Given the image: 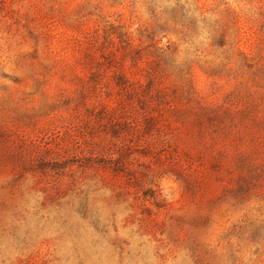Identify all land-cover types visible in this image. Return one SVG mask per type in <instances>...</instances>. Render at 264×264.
<instances>
[{"label":"rangeland","instance_id":"rangeland-1","mask_svg":"<svg viewBox=\"0 0 264 264\" xmlns=\"http://www.w3.org/2000/svg\"><path fill=\"white\" fill-rule=\"evenodd\" d=\"M0 264H264V0H0Z\"/></svg>","mask_w":264,"mask_h":264},{"label":"trees","instance_id":"trees-1","mask_svg":"<svg viewBox=\"0 0 264 264\" xmlns=\"http://www.w3.org/2000/svg\"><path fill=\"white\" fill-rule=\"evenodd\" d=\"M123 33L118 34L119 39H122ZM126 40L128 44L131 42V36L127 35ZM113 57L109 59V56H104L106 60H121V65L118 67L116 72L112 73V78L115 81L116 90L115 99L117 104L115 106L104 107V110H101L100 113L108 114V122L111 124V131L116 132L120 128H127L129 124H134L135 127H139L145 130V132H151L154 130L158 131V128L162 126L159 123V119L162 118L163 110L160 111V105L163 104V107L167 110L176 112L181 111L176 109L170 104V100H166L165 93L166 91L163 88L157 87L154 81V78L147 77L145 80H140L132 76V72L127 74L123 59L118 57L115 51H110ZM140 51L137 46L133 45L126 50L124 57H128L133 65H136L138 59L140 58ZM92 63L98 64L96 60H92ZM152 67V65H151ZM97 73L91 72V77H94ZM131 114H136V117H139L141 121L134 120L131 118Z\"/></svg>","mask_w":264,"mask_h":264}]
</instances>
